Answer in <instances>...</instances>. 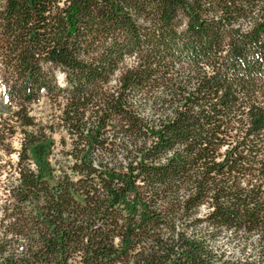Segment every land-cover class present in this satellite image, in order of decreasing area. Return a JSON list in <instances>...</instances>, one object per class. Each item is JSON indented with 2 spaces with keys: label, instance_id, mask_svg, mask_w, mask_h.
Returning a JSON list of instances; mask_svg holds the SVG:
<instances>
[{
  "label": "trees",
  "instance_id": "1",
  "mask_svg": "<svg viewBox=\"0 0 264 264\" xmlns=\"http://www.w3.org/2000/svg\"><path fill=\"white\" fill-rule=\"evenodd\" d=\"M0 87V264H264V0H0Z\"/></svg>",
  "mask_w": 264,
  "mask_h": 264
},
{
  "label": "rangeland",
  "instance_id": "2",
  "mask_svg": "<svg viewBox=\"0 0 264 264\" xmlns=\"http://www.w3.org/2000/svg\"><path fill=\"white\" fill-rule=\"evenodd\" d=\"M58 79L63 82L64 78L62 73H59ZM1 91V87H0ZM2 97L0 96V102ZM52 109L47 101L44 99L41 102L35 103L33 105V114L40 118L41 120H46L47 117L51 115ZM21 136L22 133H17L13 136L10 141L12 143L11 152L8 153L7 151L0 152V165H4V168L0 171V194L4 190V184L8 182V179L14 178L16 176L14 164L18 161L17 151L21 147ZM61 135L60 132L55 133V138L59 141ZM206 210H202L201 216L204 217L206 215ZM243 233V232H242ZM240 233L239 236L245 235ZM234 235L232 231L225 230L220 235L219 239L220 243L217 244V249L219 252H225V256H231L234 258L243 257L249 258V260L254 262V259L258 260V255L255 250V245L257 240H255L256 235L251 234L250 242L251 245L246 243L243 239H238L236 241L232 240L231 237ZM243 250H246L245 252Z\"/></svg>",
  "mask_w": 264,
  "mask_h": 264
}]
</instances>
